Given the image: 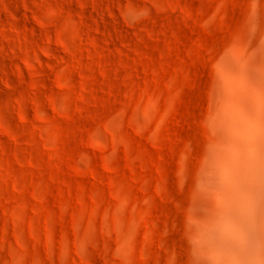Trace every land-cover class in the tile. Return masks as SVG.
I'll list each match as a JSON object with an SVG mask.
<instances>
[{
    "label": "rangeland",
    "instance_id": "1",
    "mask_svg": "<svg viewBox=\"0 0 264 264\" xmlns=\"http://www.w3.org/2000/svg\"><path fill=\"white\" fill-rule=\"evenodd\" d=\"M263 23L264 0H0V264H205L218 65Z\"/></svg>",
    "mask_w": 264,
    "mask_h": 264
},
{
    "label": "bare ground",
    "instance_id": "2",
    "mask_svg": "<svg viewBox=\"0 0 264 264\" xmlns=\"http://www.w3.org/2000/svg\"><path fill=\"white\" fill-rule=\"evenodd\" d=\"M256 32L252 54L231 53L218 65L216 142L204 179L210 202L199 232L205 264H264V30Z\"/></svg>",
    "mask_w": 264,
    "mask_h": 264
}]
</instances>
